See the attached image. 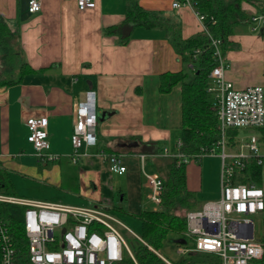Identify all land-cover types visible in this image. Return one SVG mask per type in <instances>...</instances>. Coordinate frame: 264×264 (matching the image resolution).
Listing matches in <instances>:
<instances>
[{
    "label": "crops",
    "instance_id": "0c3cea01",
    "mask_svg": "<svg viewBox=\"0 0 264 264\" xmlns=\"http://www.w3.org/2000/svg\"><path fill=\"white\" fill-rule=\"evenodd\" d=\"M94 1V7L80 10L76 0H41L40 11L29 13L27 0H0V16L14 32L22 60L42 68L0 87V169L7 173L15 196L97 206L134 222L132 214L150 209L141 208L135 199L152 203L145 196L149 190L145 174L159 175L169 158L161 154L162 148L174 151L180 139V84L166 93L158 88L161 73L189 67L175 52L171 38L187 39L203 29L188 6L174 8L172 0H135L156 14L160 24L136 27L121 44L104 34V28L119 23L132 0ZM242 6L252 14L262 4ZM228 39L224 78L235 89L264 86V33L252 25L239 26ZM87 91L94 93L96 143L72 163L68 154L73 149V109ZM28 117H46L49 150L59 159H36L26 138ZM226 133L229 151H236L238 134ZM252 135L258 139L263 172L261 136ZM99 151L121 154L125 171L111 172ZM199 159L187 163L186 169L187 187L195 192L200 191ZM112 174L124 176L125 187H115ZM255 216L264 219V209Z\"/></svg>",
    "mask_w": 264,
    "mask_h": 264
},
{
    "label": "built area",
    "instance_id": "2783aa9c",
    "mask_svg": "<svg viewBox=\"0 0 264 264\" xmlns=\"http://www.w3.org/2000/svg\"><path fill=\"white\" fill-rule=\"evenodd\" d=\"M262 2L264 7V0ZM80 10L92 8L94 0H76ZM174 8L188 6L210 38L214 48L216 64L212 67L207 91L216 108L219 138L213 146L199 153L187 155L181 150V140L176 141L174 151L163 147L161 154L173 158L177 165L196 161L205 154H215L220 159L219 196L204 201L200 207L185 212V231L192 245L177 246V252L208 253L215 256L213 262L193 264H253L261 259L264 245L255 236L254 216L264 209V190L253 183L238 180L250 159L261 164L258 139L254 135L241 138L236 151H229L227 130L229 128L264 127V86L249 85L235 89L224 78L228 66L219 45L220 40L212 37L207 29L206 15L196 9L195 0H172ZM41 0H27V11L37 13ZM254 27L264 26V8L250 14ZM214 21L212 16L209 18ZM200 49L196 48L194 53ZM96 110L94 93L87 91L82 101L73 109V149L68 157L72 163L88 154V146L96 143ZM27 141L38 160L56 161L59 155L49 150L46 117H28ZM218 149V150H217ZM111 172L121 174L126 167L121 154L99 151ZM143 159V157H141ZM149 188L146 198L159 205L162 195V180L156 173H146ZM0 201L24 205L22 225L28 240V257L32 264H115L127 253L135 262L131 249L125 242L120 228L135 234L117 216L97 206H75L57 202L28 199L0 193ZM153 250L168 264H174ZM0 264H18L15 248L9 236L8 227L0 219ZM136 263V262H135Z\"/></svg>",
    "mask_w": 264,
    "mask_h": 264
},
{
    "label": "trees",
    "instance_id": "16d2710c",
    "mask_svg": "<svg viewBox=\"0 0 264 264\" xmlns=\"http://www.w3.org/2000/svg\"><path fill=\"white\" fill-rule=\"evenodd\" d=\"M196 9L205 14L209 34L220 40L219 48L224 52L230 47L229 36L239 26H254L250 14L242 4L248 2L259 6V0H195ZM262 7L260 10H262ZM212 16L214 21L209 18ZM160 24L157 15L145 10L135 0L127 6L124 18L116 24L106 26L104 34L113 35L121 44H125L136 27L152 28ZM254 29L264 33V26ZM171 44L182 62L189 64L186 69L166 71L159 75V91L169 92L171 88L180 84L181 105V150L187 155L199 153L201 148L208 150L219 138L215 102L207 91L210 84L209 73L216 64L214 48L206 31L201 30L196 35L182 39L173 35ZM14 32L11 31L0 16V67L16 70L15 76H0V87L20 82L26 74L41 72V69L31 67L22 60L19 49L15 46ZM200 49L198 53L194 50ZM12 56L11 59L9 57ZM2 70V67H1ZM264 140V127L258 128ZM238 128H229V135L235 136ZM107 153H110L107 151ZM187 164L175 163L173 158H167L165 167L159 171L162 180L161 202L157 208L142 210L132 214L141 224L140 238L144 241L132 249V258L125 253L122 260L115 264H168L160 258L149 246L158 251L165 240L174 242L177 246L192 245L191 240L184 235L185 212L195 209L197 205L195 190H190L186 184ZM262 169L255 159L248 161L246 167L239 171L237 177L240 182L253 183L260 186ZM0 193L14 195L11 182L5 170L0 169ZM24 205L0 201V219L8 227L9 236L15 248V259L18 264H32L28 257V240L22 225ZM264 245V233L258 238ZM1 259V249H0ZM215 256L208 253L187 252L174 264H193L196 262H213ZM170 261V260H169ZM264 264L263 257L258 260Z\"/></svg>",
    "mask_w": 264,
    "mask_h": 264
},
{
    "label": "rangeland",
    "instance_id": "374dc122",
    "mask_svg": "<svg viewBox=\"0 0 264 264\" xmlns=\"http://www.w3.org/2000/svg\"><path fill=\"white\" fill-rule=\"evenodd\" d=\"M1 56V54H0ZM12 56L9 57L11 59ZM1 59V58H0ZM2 67V70H1ZM0 67V76H10L13 75L15 76L16 70L14 69H6L3 66ZM238 136L235 138V141L239 142L241 138H244L245 136H249L250 134H260L262 136L261 130L258 128L254 127H243V128H238L237 130ZM248 134V135H247ZM262 141V146L264 147V140L261 138ZM218 150V149H217ZM227 150H229L227 148ZM264 151V148H263ZM200 166V173L198 175V178L200 179V191L196 192V201L197 202H203L204 200L208 198L215 199L219 195V172H220V160L219 157H217L215 154H205L202 156L201 160L199 159V164ZM148 170V169H147ZM196 172V171H195ZM198 174V173H197ZM112 177H114V186L117 187L118 184H121L123 187H125L123 183V179L125 182L124 176L123 179L119 178V176H116L112 174ZM14 177H11L13 180L14 188L16 192L20 191V185H18L17 181H14ZM261 186L264 189V167H263V172L261 175ZM145 187H143L144 190ZM139 191V189H138ZM146 191V190H144ZM135 194L132 195L134 197ZM138 204H141V208H152L154 207L153 203H145L142 202L139 199H135ZM145 201V200H144ZM158 206V205H155ZM121 218L122 222L129 228L131 229L135 234H140V229L138 228L139 226V220L136 217H133L132 220H126L123 216H118ZM254 224H255V235L256 237H260L261 233H264V219L260 217H254ZM121 233L123 235V238L125 239L126 244L128 247L132 250L134 249L138 244H139V239L132 235L127 229L125 228H120ZM177 245L170 241V240H165L161 247L158 249V253L166 257L168 260L171 262H177L179 261L184 254L178 253L177 252ZM253 264H259L258 260L255 261Z\"/></svg>",
    "mask_w": 264,
    "mask_h": 264
}]
</instances>
